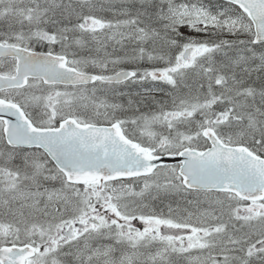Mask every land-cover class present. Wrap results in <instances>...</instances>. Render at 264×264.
I'll return each instance as SVG.
<instances>
[{"label": "snow or ice", "instance_id": "snow-or-ice-1", "mask_svg": "<svg viewBox=\"0 0 264 264\" xmlns=\"http://www.w3.org/2000/svg\"><path fill=\"white\" fill-rule=\"evenodd\" d=\"M0 264H264V0H0Z\"/></svg>", "mask_w": 264, "mask_h": 264}]
</instances>
